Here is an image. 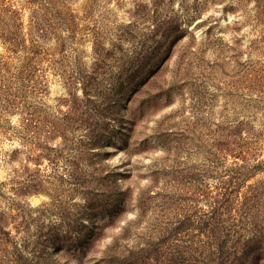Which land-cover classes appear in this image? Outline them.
I'll list each match as a JSON object with an SVG mask.
<instances>
[{
    "label": "rangeland",
    "instance_id": "1",
    "mask_svg": "<svg viewBox=\"0 0 264 264\" xmlns=\"http://www.w3.org/2000/svg\"><path fill=\"white\" fill-rule=\"evenodd\" d=\"M195 1L199 15L188 24ZM254 1L0 0L24 39L14 51L0 40V60L10 72L32 58V80L43 89L26 93L28 115L0 108V264H264V255L215 258L197 232L172 231L199 215L203 194L215 193L236 162L264 163V24L255 21ZM54 5L74 15L73 29L39 40L36 23L54 15ZM165 16L179 17V37L150 32ZM209 26L220 41L204 51ZM144 41L160 42L161 54L142 61L159 71L125 89L117 73ZM111 89L118 94L109 100ZM239 121L259 135L246 163L209 154L221 127ZM161 135H169L170 154ZM191 169L201 180L189 189ZM260 182L264 168L233 195V207ZM258 203L253 222L264 224V197ZM232 214L234 235L252 236L248 217Z\"/></svg>",
    "mask_w": 264,
    "mask_h": 264
},
{
    "label": "trees",
    "instance_id": "2",
    "mask_svg": "<svg viewBox=\"0 0 264 264\" xmlns=\"http://www.w3.org/2000/svg\"><path fill=\"white\" fill-rule=\"evenodd\" d=\"M170 2V1H169ZM255 21L264 24V0H255ZM196 3V4H195ZM192 8V13H190L189 19H186V23L190 24L192 21L198 17L199 11L197 10V2L195 1ZM41 10V9H40ZM232 10V9H230ZM46 15H50L49 9L46 8ZM52 11L54 15L41 18L39 22L36 23V33L38 34L39 40H45L48 36L53 35V31L57 28H65L68 31H72L74 15L70 14L58 6H52ZM223 11H228L224 8ZM0 12L4 14V20L2 27H0V40L8 45V49L14 51L17 47H21V42H24V39L20 36V26L22 23H19V18L16 17V13L4 7L3 3H0ZM1 18V17H0ZM0 22H2L0 20ZM151 24L152 29L151 33L153 35H159L161 38H164L168 35H172L177 38L180 33V21L179 17L165 16L164 18L153 19ZM206 22L201 21V24L196 25L201 26ZM235 23V22H234ZM212 26H209L204 31V38L201 39L199 45L201 50L211 49L214 46H218L219 38H216L212 33ZM191 36L194 44L196 39L192 32L184 31ZM37 38V39H38ZM263 38V37H262ZM38 41V40H37ZM35 41L32 46L31 52L34 55L38 54L39 46ZM264 41V40H263ZM159 44L156 45L149 42H142L139 48H135L132 51L131 56L127 57L126 62L121 64L120 70L117 73V79L122 81V84H126L125 89L134 87L136 84L137 78L147 72V75H152L159 71V67L155 70L146 69L142 64V61L146 55L155 56L156 53H159ZM94 52L98 59H101L97 45H94ZM35 66L33 64L32 58H26V61L23 62L20 66L15 67L13 70L8 72L6 70V63H3L0 60V108L5 110H15L18 109L28 115L26 109L25 95L28 91L39 90L42 92V88L34 85L37 83L32 79L35 76ZM9 73V75H6ZM40 84V83H39ZM38 85V83H37ZM124 86V85H123ZM110 98L116 97L118 94L117 89H111L109 93ZM73 124L77 120L69 118ZM28 121V118H25ZM1 122V117H0ZM4 125V124H2ZM0 123V128H2ZM28 125V124H25ZM52 129V128H51ZM64 130V129H63ZM221 138L220 143L214 145L215 148L213 152H210L212 156L217 152L220 157L225 160L228 156L233 158L240 159L243 163H246L247 159L251 155L249 144L255 145L257 140H259V135L255 133V130L252 127H247L242 122H238L234 125L226 124L221 127ZM169 136V135H168ZM161 135L158 139V144L163 149V153L170 154L171 148L168 147L167 137ZM180 147H175L173 152L177 154L180 151ZM234 168H229L227 173V178L223 181H220V187L216 190L215 193L203 194L205 199V208L200 210L199 215H196L194 212L191 216L186 217L187 225L181 227H174L172 230L175 235L182 232H197L198 236L202 239L201 243L198 245H203L211 256L215 255V258L219 259H229L232 258L238 262L249 260H256L258 257L264 255V224L263 222H253L254 218L257 216L252 215L254 209L259 204L260 198L264 197V191H257L264 182H260L257 186H251V192L243 196V200L240 202V208L237 209V205H234V194L239 191V189L251 178L255 176V173L260 169L264 168V163L259 162L257 165L248 167L238 166L237 162L234 164ZM159 171V170H158ZM157 171V172H158ZM225 172V171H224ZM197 171L191 169L188 174V179L190 185H187L188 188H191V184L200 183V177ZM162 178L169 175L168 172L161 169L158 173ZM158 180V177L155 179ZM178 183H180L177 180ZM196 194V192L194 193ZM191 194L192 197L187 199L191 203H196L195 195ZM236 200V199H235ZM235 211L242 212L244 217H248L251 227H248V231L251 232L252 236L247 237L242 234H239V237H236L234 234L237 232L234 231L236 226V217L232 213ZM169 227L165 229L163 236L169 235ZM1 234L4 235L2 230V218L0 216V237ZM8 235V234H7ZM74 238H77V234L73 235ZM72 240V239H71ZM46 242V241H45ZM44 243V242H43ZM197 245V246H198ZM203 249V250H204ZM38 253H42V250H38ZM191 262H196V259H192Z\"/></svg>",
    "mask_w": 264,
    "mask_h": 264
}]
</instances>
